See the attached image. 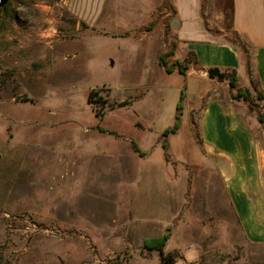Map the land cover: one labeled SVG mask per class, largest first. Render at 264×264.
Here are the masks:
<instances>
[{"label": "rangeland", "instance_id": "obj_1", "mask_svg": "<svg viewBox=\"0 0 264 264\" xmlns=\"http://www.w3.org/2000/svg\"><path fill=\"white\" fill-rule=\"evenodd\" d=\"M49 2L8 0L11 16L0 12V264H162L143 244L165 233L174 264H264V244L244 235L204 147V103L185 98L198 64L173 36L170 0H148L150 12L122 0L127 8L90 28L68 13L50 26ZM204 11L216 28L212 0ZM218 91L264 113L257 93L250 102L226 84ZM178 112L179 129L165 137ZM26 219L61 233H25Z\"/></svg>", "mask_w": 264, "mask_h": 264}, {"label": "crops", "instance_id": "obj_2", "mask_svg": "<svg viewBox=\"0 0 264 264\" xmlns=\"http://www.w3.org/2000/svg\"><path fill=\"white\" fill-rule=\"evenodd\" d=\"M120 1L53 0L45 5L51 12L46 20L52 27L64 25L68 13L77 20V27L81 23L88 28L105 26L104 15L112 18L120 8H127ZM129 1L134 2L136 12L151 11L144 5L148 0ZM170 2L173 36L184 52H194L198 60V68L188 71L185 98L190 104L204 103L199 118L204 147L216 159L244 235L251 243L264 244V140L259 137L264 139V125L256 111L224 101L218 90L225 84L230 87L228 80L208 74L214 67L235 68L239 87L251 89L252 95L264 94V0H212L216 28L206 17L205 0ZM233 32L250 50L251 68ZM260 101L264 105V98ZM100 152L102 163L108 150ZM115 157L122 166L129 164L126 151H116Z\"/></svg>", "mask_w": 264, "mask_h": 264}, {"label": "trees", "instance_id": "obj_3", "mask_svg": "<svg viewBox=\"0 0 264 264\" xmlns=\"http://www.w3.org/2000/svg\"><path fill=\"white\" fill-rule=\"evenodd\" d=\"M0 12H6V15L8 14L9 17L11 16L10 13L11 11L9 10V3L8 0H0ZM235 35V42L238 44V46L240 47V50L242 51V53L245 55L246 59H247V64L249 66V68H251V54H250V50L248 49V47L246 46V43L241 39V37L236 33L233 32ZM173 52H168V54H171ZM190 54L194 57V61L196 64H198V60L195 56L194 52H190ZM160 63L162 65H164L165 69L170 73L174 70V68L169 65L167 59L165 58V56H161L160 57ZM179 64V71L180 73L184 74L187 70V68L189 67L186 63H183L181 61L177 62ZM213 70V74L214 77L220 78L221 80H228L229 85L231 88L236 89L237 92L235 94H233V97L241 100H247L252 102L253 101V95H252V91L249 88H242L239 87L238 85V75H237V70L235 68H218V67H214L211 68ZM5 83V79L0 80V86ZM183 93L182 92V97H183ZM258 94V98L259 99H263L264 98V94L260 91L257 92ZM94 97H97L96 99H93ZM28 97H25V99H27ZM89 100L91 102L96 103L95 109H96V113L102 117L103 116V110L105 109L104 106H100L99 103L104 101L103 95L100 93L99 90H92L89 94ZM177 109L181 110L182 109V104L181 102L178 103L177 105ZM180 115L181 112L177 113V119L175 121V123L170 126L167 127L164 132L163 135L165 137L169 136L171 133L176 132L179 129L180 126ZM258 118L260 120V122L264 125V113H258ZM163 146L165 148H168L169 144L168 142H164ZM134 149L139 152L140 154H145V152L143 150H141L136 144H134ZM169 239V234L165 233L162 236H153V237H147L144 240V248L148 249L150 251H158L161 255H162V264H174L176 262V257L175 254L173 252H168V253H164V249L165 246L167 244V240Z\"/></svg>", "mask_w": 264, "mask_h": 264}, {"label": "built area", "instance_id": "obj_4", "mask_svg": "<svg viewBox=\"0 0 264 264\" xmlns=\"http://www.w3.org/2000/svg\"><path fill=\"white\" fill-rule=\"evenodd\" d=\"M8 217L9 214H6ZM22 230L25 232V233H28V232H32V233H35V234H38V233H46V234H49V235H52V236H57L60 232V230L57 228V227H45V226H41L39 224H37L36 222L30 220V219H26L25 220V223L22 227Z\"/></svg>", "mask_w": 264, "mask_h": 264}, {"label": "water", "instance_id": "obj_5", "mask_svg": "<svg viewBox=\"0 0 264 264\" xmlns=\"http://www.w3.org/2000/svg\"><path fill=\"white\" fill-rule=\"evenodd\" d=\"M173 25H174V24H172V26H173ZM208 74H209V76H210L211 78H215L212 69H209V70H208ZM219 79H220V78H219Z\"/></svg>", "mask_w": 264, "mask_h": 264}]
</instances>
